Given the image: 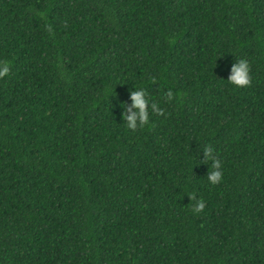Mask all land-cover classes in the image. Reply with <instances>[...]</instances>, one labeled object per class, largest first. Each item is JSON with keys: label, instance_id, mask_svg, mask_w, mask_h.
Wrapping results in <instances>:
<instances>
[{"label": "trees", "instance_id": "1", "mask_svg": "<svg viewBox=\"0 0 264 264\" xmlns=\"http://www.w3.org/2000/svg\"><path fill=\"white\" fill-rule=\"evenodd\" d=\"M4 62L0 264H264V0H0Z\"/></svg>", "mask_w": 264, "mask_h": 264}, {"label": "clouds", "instance_id": "2", "mask_svg": "<svg viewBox=\"0 0 264 264\" xmlns=\"http://www.w3.org/2000/svg\"><path fill=\"white\" fill-rule=\"evenodd\" d=\"M48 30L51 31V26H48ZM251 66L246 59H238L236 64L232 68V74L228 78V82L238 88H244L251 86L252 78H251ZM10 74L9 65L4 62L0 63V78H3ZM167 97L169 101H171L174 96L171 90L168 91ZM132 100L134 101L133 107L138 111L133 112L132 115H128L127 111L124 113V119L126 121V127L133 132L138 129H143L150 123L149 118V110L148 103L149 100L146 98V92L144 90H138L132 92ZM125 104V108H126ZM152 113L158 115H164V111L161 108L157 107L156 103H152ZM139 120V127L137 126V121ZM205 156L208 159L212 160V171L208 174V180L212 185L219 184L223 179V173L221 171L222 163L220 159H214L212 157L213 148L209 145L204 148ZM192 199L195 201L192 204V212L199 214L201 213L205 207V201L203 199H196V195L194 193L190 194Z\"/></svg>", "mask_w": 264, "mask_h": 264}]
</instances>
